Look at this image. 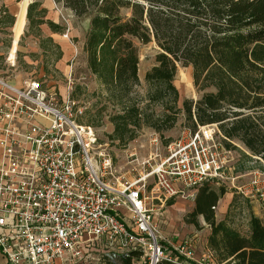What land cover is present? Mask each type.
<instances>
[{"label": "trees", "instance_id": "obj_1", "mask_svg": "<svg viewBox=\"0 0 264 264\" xmlns=\"http://www.w3.org/2000/svg\"><path fill=\"white\" fill-rule=\"evenodd\" d=\"M54 1L76 18L90 20L83 52L88 71L104 89L103 95H94L115 111L109 118L114 127L111 142L125 146L144 128L163 137L181 119L192 133L216 125L219 144L239 155L233 175L264 173V0ZM38 7V3L31 4L27 13L37 36L41 37L44 24L54 33H64L65 28L46 21V11ZM43 41L53 45L57 61L61 60V47L51 38ZM135 41L155 43L159 50L155 65L145 75L143 93L138 91ZM179 67L192 70L193 85L201 94L200 99L185 100L182 106L175 86ZM80 89L86 92L79 85L72 95ZM105 105H95L96 116L104 114ZM227 192L210 181L204 183L186 223L201 230L198 218H204L211 228L208 246L218 264H264V223L250 207L248 235L230 221L236 196L226 219L216 221L213 208Z\"/></svg>", "mask_w": 264, "mask_h": 264}, {"label": "built area", "instance_id": "obj_2", "mask_svg": "<svg viewBox=\"0 0 264 264\" xmlns=\"http://www.w3.org/2000/svg\"><path fill=\"white\" fill-rule=\"evenodd\" d=\"M0 86L15 95L0 107V252L8 264H82L91 255L87 246L99 241L109 262L187 264L180 258H193L191 244L170 253L155 217L172 199L195 202L208 181L242 177L233 169L227 177L216 125L185 130L164 157L142 163L146 172L115 177L94 128L78 123L85 110L70 94L59 102L39 81L22 91L2 80ZM249 174L248 185L234 189L264 203L263 175Z\"/></svg>", "mask_w": 264, "mask_h": 264}, {"label": "rangeland", "instance_id": "obj_3", "mask_svg": "<svg viewBox=\"0 0 264 264\" xmlns=\"http://www.w3.org/2000/svg\"><path fill=\"white\" fill-rule=\"evenodd\" d=\"M31 1L45 2L46 0ZM21 2L22 0L15 5V12L19 10ZM52 15L65 28L64 34H60V36L58 34V36L55 37L56 42L61 45L62 50H64V58L62 57L60 62H57V51L53 48V45L51 43H46L45 41L41 44V42L36 39V29L30 26V23L26 18L24 32L19 41V47L26 52L18 53L20 71H23L28 76L29 74H33L30 78L40 80L44 87H46L47 84H50V82H52V85L57 84V98L59 102L63 101V95L70 94V96L74 97L77 101L78 106L84 108L85 114L78 121L94 128L99 143L103 145L112 160V168L115 177L131 179L146 172L147 168H144L142 163L148 160L152 155H157L161 158L166 155L167 146L182 137L183 132L185 131L183 125L184 120L181 119L177 127L172 131L165 133L163 137L155 134L151 129L144 128L138 133V137L134 141H131L125 146L120 145L118 142H111L109 140V135L113 133L114 127L110 123L109 118L115 111L112 109L111 105H105L103 99L94 95V93H98V96L103 95L104 89L100 88L95 81V78L88 71L87 58L83 52L85 35L89 29L90 20L86 17L78 19L71 12L66 11L60 6H56L55 9H53ZM11 32V37L14 38L12 29ZM135 43L139 50L138 76L141 85L138 88V91L143 93L146 90L145 75L155 65L156 55L159 50L155 43L147 45H143L138 41H135ZM41 45L42 47L43 45L46 46V48L43 49ZM36 51H39V53H35ZM25 55L34 59L35 63L31 65L25 63ZM57 63H59L58 68H56ZM50 74L52 78H48ZM44 75L47 76V83H44ZM79 85L84 86L86 92H84L83 89H80L76 91L77 93L75 96L72 95L75 91V87ZM175 86L180 93V106H182L185 100L191 99L196 101L201 97V94L197 92L193 85L192 70L189 68L179 67ZM95 105H98V108L102 105L107 106L106 111L102 116L95 115V111L97 110L95 109ZM238 146L244 149L241 144H238ZM220 157L227 170L226 175L230 179L232 175L231 170L238 162L239 155L234 151H225V153L223 152L220 154ZM254 171L263 175L261 187L264 192V173H261L258 170ZM108 179H112V177L108 176ZM251 179L252 176L248 173L242 175V177L236 180L235 183L228 179L223 181H210L212 186H216L217 188L225 187L230 194L233 193L238 198L237 205L232 209L230 221L232 222V226L243 235H248L249 233L246 221L249 217V207L252 208L251 206L253 205L247 198L238 194L234 189V186L241 187L248 185ZM155 202L158 201H154V204L156 205ZM259 203L264 206L263 202L259 201ZM194 206L195 202L184 199H177L170 207L166 204L163 210L159 213L163 215L165 222L163 224L159 223L158 227L156 226L159 237L163 240L166 237H169L170 239L182 238L190 242H194V237L196 235L205 238L208 235L210 227L205 225L201 218L199 220L201 224H203L202 230H197L194 225L191 227L187 226V223L184 221V217L190 215ZM170 219L171 221H169ZM172 221L174 226L172 225Z\"/></svg>", "mask_w": 264, "mask_h": 264}, {"label": "crops", "instance_id": "obj_4", "mask_svg": "<svg viewBox=\"0 0 264 264\" xmlns=\"http://www.w3.org/2000/svg\"><path fill=\"white\" fill-rule=\"evenodd\" d=\"M19 2L17 0H0V80L5 82L6 84H8L10 87H12L16 90L22 91L31 82H33V81H39L40 82V80L30 78V76H32L33 74H29V76H28L23 71H20V66H19V62H18V53H23L25 51L21 50L19 45H18V50L15 53L14 57L11 56V50H12L13 41H14V38L11 37V33H12L11 29L13 30V33H14V27H15V24L17 21L18 14L20 12V8H19V10H17L15 12V5H17ZM31 2L29 3V6L31 4L38 3L39 4L38 11H40V10L46 11L45 18H44L46 21H51L57 25L62 26L59 23V21L56 20L54 18V16L52 15L53 9H55L56 6H60V5H57L54 0H46L45 2H32V3ZM29 6H28V8H29ZM60 7L63 8L62 6H60ZM66 11H69V10H66ZM69 12H71V11H69ZM27 13H28V11H27ZM26 17H27V15H26ZM62 27L64 28V26H62ZM58 34L60 36V33H54L48 25L44 24L41 26V37L37 36L36 39L41 42L42 39L51 38L55 44L59 45L55 40V37L58 36ZM62 34H64V33H62ZM22 35H23V33H22ZM42 37H45V38H42ZM19 41H20V38H19ZM19 41H18V44H19ZM59 46L61 47V45H59ZM62 52L64 53V50H62ZM35 53H39V51H36ZM24 61H25V63H28L29 65L35 63L34 59H31V57H29L27 55L24 56ZM57 62H60V60ZM61 63H62V61H61ZM58 64L59 63L56 64V68L59 67ZM43 77L45 80L44 83H47V81H48V80H46L47 76L44 75ZM48 78H52L51 74L48 76ZM40 83L43 85L42 82H40ZM51 83L52 82H50V84H47L46 87H44V86L43 87L51 90L52 93H55L56 95H58L57 88H56L57 84L52 85ZM61 95H62V93H61ZM5 96L15 97L14 93H12L10 90L4 89L0 86V107L4 106L5 104L6 105L8 104V101L4 100ZM67 96H68V94L63 95V99L67 98ZM34 123L41 124L43 126H49V122L47 120L39 118V117L35 118ZM20 127H21V129L26 130L28 126L21 124ZM234 199H235V195L233 193L230 194L229 192H227L223 196V198H221L219 200L217 206L215 207L216 208L215 216H216L217 222H221V221H224L226 219V217L229 213V210H230V206L233 203ZM176 200L177 199H172V200L168 201L167 206L168 207L172 206ZM248 200L253 205V206H251L252 212L257 217H259L264 223V206L262 204H260L259 201L256 199H248ZM194 208H195V206L191 210L190 214L193 212ZM186 218H187V216L184 217V219H186ZM200 218L203 220V223L205 225H207V224H206L204 218L202 216H200L198 218V222L200 224V227L203 228V224H201V222L199 220ZM249 218H250V212H249V217L246 221L247 227H248V223H249ZM169 221H171V219ZM164 222H165V220H164L162 214H158L155 217L154 223L157 227H158L159 223L163 224ZM184 224H186V223H184ZM172 225H173V221H172ZM187 226L191 227L193 225L187 224ZM210 234H211V228L209 229L208 235L205 238H202L201 236L196 235L194 237L195 238L194 242L186 241L182 238H181L182 240L178 239V238L177 239H175V238L170 239L169 237L164 238V240L161 238V240H162L163 244L165 246H167L168 251L170 253H172L173 255H178V253L176 252V249L179 246L190 243L192 246L193 252H194L193 258L191 260H186V258H183L182 256L180 258L181 261H183L187 264H218L217 261L215 260L214 256H213V253L211 252V250L209 249V246H208V238H209ZM104 248H105L104 241H99V242H94L92 244H89L86 248V251L89 252L91 255H90L89 259L87 261L83 262L82 264H142V261L140 262L137 259H135L134 261L118 260L116 262H109L107 259H105L102 256V253H104ZM0 264H8L6 259L4 258V256L1 254V252H0Z\"/></svg>", "mask_w": 264, "mask_h": 264}, {"label": "bare ground", "instance_id": "obj_5", "mask_svg": "<svg viewBox=\"0 0 264 264\" xmlns=\"http://www.w3.org/2000/svg\"><path fill=\"white\" fill-rule=\"evenodd\" d=\"M30 2L31 0H22V2L20 3V12L18 14L17 23L14 27V41H13V46L11 50L12 57H14L15 53L18 50V45H19L18 41L25 28L26 18H27L26 15L28 11V5Z\"/></svg>", "mask_w": 264, "mask_h": 264}, {"label": "water", "instance_id": "obj_6", "mask_svg": "<svg viewBox=\"0 0 264 264\" xmlns=\"http://www.w3.org/2000/svg\"><path fill=\"white\" fill-rule=\"evenodd\" d=\"M29 6V5H28ZM17 19H18V17H17ZM16 23H17V21H16ZM16 25V24H15Z\"/></svg>", "mask_w": 264, "mask_h": 264}]
</instances>
